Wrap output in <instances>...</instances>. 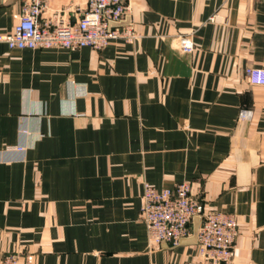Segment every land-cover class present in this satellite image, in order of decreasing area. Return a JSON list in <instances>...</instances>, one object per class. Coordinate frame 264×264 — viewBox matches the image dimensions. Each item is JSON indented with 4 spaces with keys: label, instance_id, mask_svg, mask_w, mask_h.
<instances>
[{
    "label": "crops",
    "instance_id": "crops-1",
    "mask_svg": "<svg viewBox=\"0 0 264 264\" xmlns=\"http://www.w3.org/2000/svg\"><path fill=\"white\" fill-rule=\"evenodd\" d=\"M46 1L41 20L75 21L88 5ZM23 2L0 0V33ZM127 23L141 38L101 50L0 41V259L197 260L203 217L153 249L141 217L144 181L188 180L206 211L237 215L235 264H264V84L248 74L264 68V0H132ZM192 29L185 53L174 36Z\"/></svg>",
    "mask_w": 264,
    "mask_h": 264
},
{
    "label": "built area",
    "instance_id": "built-area-1",
    "mask_svg": "<svg viewBox=\"0 0 264 264\" xmlns=\"http://www.w3.org/2000/svg\"><path fill=\"white\" fill-rule=\"evenodd\" d=\"M132 0H88L84 14L75 21L64 19L63 13L53 12L41 20L48 7L46 0H24L17 23L12 32L0 33V41L10 48L36 49L65 47L78 49L105 48L114 40L135 42L141 38L132 23L124 21ZM218 14L210 17L214 21ZM196 30L174 36L177 46L185 53L195 51ZM252 83L264 84V68L249 69ZM252 112L243 109L240 118H250ZM26 132V131H24ZM18 145L9 149L23 150ZM203 221L197 231L198 259L170 264H235L236 241L239 236L238 218L226 211H206L204 204L193 194L188 180L174 187L158 188L148 181L143 182L141 217L146 223L148 246L153 249L164 242L179 245L191 232L194 217ZM0 264H20V253L12 251L0 259Z\"/></svg>",
    "mask_w": 264,
    "mask_h": 264
},
{
    "label": "water",
    "instance_id": "water-1",
    "mask_svg": "<svg viewBox=\"0 0 264 264\" xmlns=\"http://www.w3.org/2000/svg\"><path fill=\"white\" fill-rule=\"evenodd\" d=\"M114 24H124V21H122V22H120V23H114ZM198 228H199V227H197V229H196V231H195V233H196V237H197V231H198Z\"/></svg>",
    "mask_w": 264,
    "mask_h": 264
}]
</instances>
